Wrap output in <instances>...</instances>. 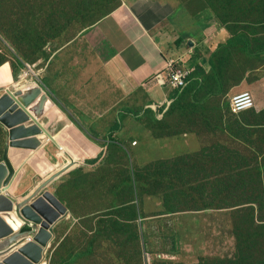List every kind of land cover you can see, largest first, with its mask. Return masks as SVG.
<instances>
[{
    "label": "rangeland",
    "instance_id": "rangeland-1",
    "mask_svg": "<svg viewBox=\"0 0 264 264\" xmlns=\"http://www.w3.org/2000/svg\"><path fill=\"white\" fill-rule=\"evenodd\" d=\"M174 1L178 5L185 4L191 16V12L206 4L205 0ZM69 2L0 0V61L5 60L0 67L8 66V78L0 87L7 85L14 91L18 89L16 82L21 80L47 87L52 75L51 68L47 69L50 56L67 46L69 39L76 34L87 28V31L91 30L109 15L94 24L90 19L86 29L76 20L64 29L60 26L58 10ZM110 9L113 10V6ZM209 11L204 9L200 14L208 12L211 15ZM83 44L86 48L83 52L90 49L88 44ZM230 95L225 98L228 106H221L219 111L224 121L230 120L231 124ZM58 97L64 98L61 93ZM144 104L130 103L132 112L124 114L122 129L114 134V142L106 134L116 120L117 107L102 117L88 119L82 116V110L64 103L72 122L102 150L98 156L86 161L88 167L75 166L48 187L65 207L66 215L54 226L50 246L45 252L46 264H62L63 259L69 261L78 251L81 255L71 264H221L222 260L236 255V218L232 210L240 200H247L250 195L243 192L248 189L247 185L241 192L226 185L224 181L230 179V172L222 164L225 162L215 157L208 158L204 155L206 152H202L215 145L206 140L202 142L203 136L208 138L214 132H203L207 107L203 104L196 109L198 120L194 123L187 111H171L167 104L152 105L158 118L167 121V127H160L145 116ZM5 130L0 124V159L7 144ZM43 155L52 161L46 166L59 165L51 155H46V152ZM190 155L189 162L185 164ZM218 163L216 168L214 164ZM78 168H82L85 174L72 173ZM43 172L44 169L41 170ZM52 173L44 172L41 180ZM88 173L104 176V183L100 181L93 189L90 180L93 175L88 176ZM126 175L131 176L132 185L122 190L119 205H116L112 186ZM68 181L73 183L59 188ZM185 183L213 185L189 189ZM175 207H183V210L167 211ZM103 209L108 210L102 212ZM98 212L108 222L103 232ZM127 214L135 215V222L122 216ZM84 234L88 237L85 238ZM93 241L96 244L92 251ZM71 248L73 255L66 256Z\"/></svg>",
    "mask_w": 264,
    "mask_h": 264
},
{
    "label": "crops",
    "instance_id": "crops-1",
    "mask_svg": "<svg viewBox=\"0 0 264 264\" xmlns=\"http://www.w3.org/2000/svg\"><path fill=\"white\" fill-rule=\"evenodd\" d=\"M198 17H192L174 0H122L119 7L91 30L76 34L69 39L67 46L50 56L47 69L51 68L52 75L47 87L28 83V80L25 83L17 81L16 88L36 85L41 94L48 97L52 106L39 121L49 129L62 149L49 139L34 151L8 147L9 159L18 166V175L7 190L8 197L15 200L24 197L43 181L44 172L50 174L67 165L69 159L65 152L70 154L77 167H88L86 161L98 156L102 150L99 144L77 128L66 113L64 103L82 110V116L88 119L102 117L115 107V119H118L120 114L131 109L133 104L130 103L145 102L146 108L167 104L168 108L175 99L173 88L168 83L164 84L168 81V59H175L178 65L193 69L195 60L192 61V58L197 53V63L208 72L210 66L206 60L210 54L219 45L236 38L238 33H244L249 36L245 38L251 42V47L239 44L235 48V55L240 56L238 69L244 78L230 89L228 96L231 94V98L241 91H249L254 97L255 107L231 113L232 130H213V135L208 138L203 136L202 142L206 140L231 149L229 162L222 163L230 172L228 180L232 184L242 182L237 173L246 172V181L257 184L250 185L251 188L248 186L250 189L247 192L253 195L262 191L260 202L264 206V43L255 41L256 38L264 39V29L256 34L245 32L241 28L244 22H240L237 28L230 31L227 25L233 26L235 22L232 20L222 24L211 15L201 14ZM183 35L185 39L179 43ZM83 43L90 47L86 52H83L86 49ZM247 55L258 58L244 62L243 58ZM233 69L236 70V65ZM7 87L10 88L4 85L0 89ZM228 89L227 86L224 90ZM58 93L64 98L58 97ZM44 152L57 159L59 165L46 166L52 161L46 159ZM218 160L224 162L220 157ZM214 166L217 168L219 163ZM251 172H254L253 175ZM241 191L243 188L238 192ZM246 205L253 209L256 216H264V209L260 211L258 203Z\"/></svg>",
    "mask_w": 264,
    "mask_h": 264
},
{
    "label": "trees",
    "instance_id": "trees-1",
    "mask_svg": "<svg viewBox=\"0 0 264 264\" xmlns=\"http://www.w3.org/2000/svg\"><path fill=\"white\" fill-rule=\"evenodd\" d=\"M121 2V0H77L75 2L70 0V2L66 3L62 9L58 10L60 26H63L65 29V27L76 20V22H81L83 29H86L89 26L90 19L92 24H94L96 21H99L104 16H106V14H110L114 9L119 7ZM205 2V6L203 5L202 8L200 7L195 12H191L192 17H198L201 15L200 13L202 10L210 9L209 12H211V16L218 18L222 24L223 21L232 20L235 22L233 26L227 25V28L230 31H233V28H237L239 26L237 23L240 22H247L246 24L243 23L241 26L245 32H252L256 34L260 29H264V0H205ZM112 6L113 10L110 9ZM180 6L188 11L185 4H180ZM188 13L190 14L189 11ZM204 14L208 15V12H205ZM245 37L249 38L247 34L238 33L236 38L231 39L230 42L227 41L226 44L219 45L216 51L212 52L209 58L206 60V63L210 66L208 72H206V69L203 66L197 63L199 54H194V57L192 55V61L195 60V66L193 69L189 68L191 72L188 76V84L182 89H173V97L175 99L169 106V109H171V111L174 109L187 111L190 116L189 119L193 120L195 123L198 120V116L195 111L197 108H201V106L203 107L204 104L208 109V113L203 117L202 128L208 130L209 132L213 130H232V124H230V120L229 122L224 121L223 115L219 111V108L221 106H228V103L225 100V98H228V92L231 88L239 85L244 78V75L242 76L238 69L240 56L235 55V48L239 46V44H243V47H251V42H247ZM184 39V35L181 36L179 43L183 42ZM255 41L258 44L264 43V39L261 38H256ZM257 58L258 57L256 55H247L244 56L243 61L246 62L252 59L257 60ZM4 61L1 60L0 65ZM235 65L236 70L233 69ZM227 86L229 89L226 91L224 89ZM210 108L215 109L212 111L209 110ZM145 110V116L149 118L152 124L160 127H167V121L159 119L155 110H153L151 107H147ZM130 112L132 111L128 109L127 113ZM230 112L234 114L231 108ZM123 119L124 114L122 113L120 114V117L115 120L114 124L108 129L106 135L111 141H114V134L121 131ZM202 152H206L207 154L204 153V155L208 158L215 157L216 155L217 158L220 157L224 162H229L232 153L229 147L222 145H212L210 148H205ZM191 155L187 158L185 164L189 162ZM76 172L84 173V170L82 168H78L73 170L72 173ZM251 173L253 175L254 172ZM237 174L240 177L239 181H242L245 184L240 182L232 184V182L229 180L224 181V183L230 187H233L236 189V191H239V189L245 185L249 187L250 185H257L250 184L244 180L246 172H238ZM90 175H93V179H90L93 183V189H96L95 187H97V183H100V181L104 183L105 181V177L99 176L98 173H88V176ZM71 183L73 182L68 181L66 183H62L59 188H63L66 185H71ZM130 185H132V179L131 176L128 175L123 176L115 181V184L112 187L115 192L117 201L116 205H119V199L122 196V190ZM185 185H187L189 189H196L201 185L206 187L213 184L200 183V185L192 186L193 184L185 183ZM178 186H180V184ZM250 188L245 189L243 192H247ZM254 188L257 190L256 187ZM173 193L176 194L177 192ZM261 198L262 191L260 194L255 193L250 195L247 200H240L237 203L236 208L232 210V212L235 213L233 216L236 218V221L234 222V235L237 253L232 258L222 260L221 264H264V216H256L251 207H240L241 205H246L248 203H258L259 210L262 211L264 206L261 205ZM60 199L64 201V198H61V196ZM174 200L178 201L177 198H174ZM178 209L183 210V207H175L172 210L167 209V211H177ZM107 210L108 209H103L102 212H106ZM119 210L121 209L119 208ZM101 214L102 213L98 212V217L102 222L101 232H103L108 222L102 218ZM122 216L125 219H132V222H135L137 219L135 215L127 214ZM110 222H113V220H110ZM112 225L113 224H110L109 226ZM26 229L27 228L25 227L22 228V230ZM84 236L86 238L88 237V234H84ZM136 237L138 239V236ZM91 243V249L93 251L96 243L95 241ZM65 255L72 256L73 248H71ZM80 255L81 253L78 251L69 261H67V259H63L62 264H71V262L79 258Z\"/></svg>",
    "mask_w": 264,
    "mask_h": 264
},
{
    "label": "water",
    "instance_id": "water-1",
    "mask_svg": "<svg viewBox=\"0 0 264 264\" xmlns=\"http://www.w3.org/2000/svg\"><path fill=\"white\" fill-rule=\"evenodd\" d=\"M47 102L48 97L36 85L14 91L7 88L0 94V124L7 130V146L0 159V264H46L45 252L54 226L66 215L65 207L48 187L76 166L67 152L69 163L46 177L31 193L18 200L7 195L18 172V166L9 159L8 147L34 151L49 139L62 149L39 121L52 106ZM24 227L27 229L22 230Z\"/></svg>",
    "mask_w": 264,
    "mask_h": 264
},
{
    "label": "built area",
    "instance_id": "built-area-1",
    "mask_svg": "<svg viewBox=\"0 0 264 264\" xmlns=\"http://www.w3.org/2000/svg\"><path fill=\"white\" fill-rule=\"evenodd\" d=\"M166 71L168 74V81H164V84L168 83L173 89H182L188 84V76L191 70L178 65L175 59L167 60ZM254 106V98L249 91L236 93L230 99V107L234 113L251 109Z\"/></svg>",
    "mask_w": 264,
    "mask_h": 264
},
{
    "label": "bare ground",
    "instance_id": "bare-ground-1",
    "mask_svg": "<svg viewBox=\"0 0 264 264\" xmlns=\"http://www.w3.org/2000/svg\"><path fill=\"white\" fill-rule=\"evenodd\" d=\"M7 78H8V66H7V64H4L3 66L0 67V80H1V82H5L7 80ZM4 89H7V88L0 89V92H3ZM12 226H14V225L12 224Z\"/></svg>",
    "mask_w": 264,
    "mask_h": 264
},
{
    "label": "clouds",
    "instance_id": "clouds-1",
    "mask_svg": "<svg viewBox=\"0 0 264 264\" xmlns=\"http://www.w3.org/2000/svg\"><path fill=\"white\" fill-rule=\"evenodd\" d=\"M250 93H251V92H250ZM252 96H253V95H252ZM231 97H232V96H231ZM253 98H254V97H253ZM230 99H231V98H230ZM254 107H255V106H254ZM254 107H253V108H254ZM251 109H252V108H251ZM248 110H249V109H248ZM244 111H245V110H244Z\"/></svg>",
    "mask_w": 264,
    "mask_h": 264
}]
</instances>
